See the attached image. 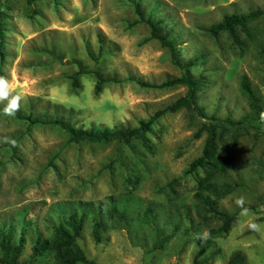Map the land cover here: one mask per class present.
I'll return each instance as SVG.
<instances>
[{"label":"rangeland","instance_id":"1","mask_svg":"<svg viewBox=\"0 0 264 264\" xmlns=\"http://www.w3.org/2000/svg\"><path fill=\"white\" fill-rule=\"evenodd\" d=\"M257 9H264V0H0V80L11 95L24 97L13 116L3 114L6 101L0 102V226L12 228L13 241L24 236L21 264H55L49 251L31 252L35 229L52 236L50 218L57 222L75 207L98 204L105 212L113 199L128 195L127 218L105 214L99 242L86 218L77 243L93 263L77 264H194L197 253L198 260L206 258L203 264H227L234 251L247 264H264V134H226L218 144L230 179L241 186L216 198L218 210L237 213L217 232L222 220L198 212L195 197L214 174L188 171L206 132L185 109L154 121L146 133L150 149L140 138L69 141L53 122L83 129L138 126L185 93L183 84L158 87L183 71L170 49L150 37L148 19L173 42L180 60L194 59L189 73L202 80L198 105L207 114L239 119L248 110L242 77L264 94V15L248 33L238 31L239 44L207 28L225 15ZM93 69L119 81L95 93L93 74L83 73L72 85L73 73ZM240 196L243 206L235 204ZM249 221L260 231L248 229ZM204 232L206 240L196 239Z\"/></svg>","mask_w":264,"mask_h":264},{"label":"trees","instance_id":"2","mask_svg":"<svg viewBox=\"0 0 264 264\" xmlns=\"http://www.w3.org/2000/svg\"><path fill=\"white\" fill-rule=\"evenodd\" d=\"M32 2L35 0H27ZM264 15L263 10H251L245 13H232L225 15L220 21L213 23L207 28L212 35H216L221 31L227 32L232 41L236 44L240 43L238 31L248 33L249 24L255 19ZM151 31L150 37L157 39L163 46H166L171 51L172 61L182 69V75L166 79L158 85V87L173 86L183 84L186 87L185 93L173 101L168 106L157 110L152 116L146 120H141L138 126L133 127H116L109 128L103 126H92L89 129L76 128L65 122L62 119H56L53 122L64 129L68 135L69 141H89V142H108L117 141L121 143H129L134 138H140L143 145L150 149V143L146 137V133L150 131L154 121L166 112H174L178 109H185L192 119L200 122L201 130L206 132L205 141L201 154L193 159L188 171H193L198 168H209L212 170L213 179L208 182L200 191L195 194L198 212H211L222 220V225L215 231H226L230 223L235 219L236 212L227 213L218 210L216 206V198L228 193L232 188L241 186L239 182L230 179L227 172V160H223L218 153V144L223 139L224 135L228 134L232 138L240 132L253 135L264 134V94H258L249 84L246 76H243L240 82V89L245 97L248 110L237 120L229 118H219L213 114H207L197 103V92L202 85V80L199 76L189 73V67L193 65L194 59L182 61L175 54V46L165 34L158 31L157 24L149 20ZM2 25L0 22V37L2 36ZM88 55L98 60L97 57L88 50ZM101 55V54H100ZM260 55L264 62V45L260 49ZM83 73H92L95 78L94 92L99 93L103 86L108 82H117L115 77L107 76L101 73L98 69L93 70H78L71 75L73 79L72 85L76 86L77 76ZM134 79V78H133ZM262 82L264 84V69ZM146 85L144 82H140ZM29 119V118H27ZM35 122L39 121L34 119ZM255 122H262L260 125H255ZM215 197V198H214ZM130 196H119L113 199L108 209L103 212L100 204L92 207L74 208L68 215L59 217L55 222L50 218L49 228L52 230V236L46 237L39 230L35 229L31 246L32 255H43L45 251H49L53 257L55 264H77V263H93L89 261L84 254V251L77 243V238L80 236L84 221L88 216L92 219V237L95 241L101 240V229L103 226V217L107 214L112 218L114 215L120 219H126L127 204ZM177 212V211H176ZM151 210L146 207L144 210V219L146 222L151 220ZM186 216L190 217V211H186ZM13 230L5 227L3 223L0 226V264H21L18 257L23 247L25 238L20 234L17 241H13ZM162 244V240L155 242L154 247L158 248ZM198 253L195 255L194 264H203L206 258L198 260ZM227 264H247L245 256L234 251L230 254Z\"/></svg>","mask_w":264,"mask_h":264},{"label":"clouds","instance_id":"3","mask_svg":"<svg viewBox=\"0 0 264 264\" xmlns=\"http://www.w3.org/2000/svg\"><path fill=\"white\" fill-rule=\"evenodd\" d=\"M24 99L21 95H11V90L6 81L0 80V102H5L6 104L3 107L2 111L4 115L13 116L15 115L16 111L20 108V103ZM245 203L244 197L240 196L235 199V204L237 206H243ZM241 215L246 216L247 210L241 212ZM247 228L253 231H260L261 226L255 222L249 221L247 223ZM208 238V233L204 232L200 235H197L196 239H203L206 240Z\"/></svg>","mask_w":264,"mask_h":264}]
</instances>
